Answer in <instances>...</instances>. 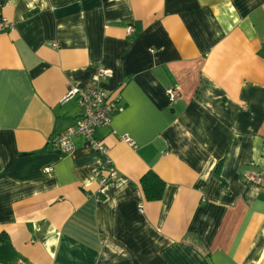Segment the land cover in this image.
Returning <instances> with one entry per match:
<instances>
[{"label":"crops","instance_id":"0c3cea01","mask_svg":"<svg viewBox=\"0 0 264 264\" xmlns=\"http://www.w3.org/2000/svg\"><path fill=\"white\" fill-rule=\"evenodd\" d=\"M0 7V264H264V0ZM100 65L121 95L95 130L106 150L77 136L61 153L80 115L66 93ZM150 170L162 199L143 193Z\"/></svg>","mask_w":264,"mask_h":264},{"label":"built area","instance_id":"2783aa9c","mask_svg":"<svg viewBox=\"0 0 264 264\" xmlns=\"http://www.w3.org/2000/svg\"><path fill=\"white\" fill-rule=\"evenodd\" d=\"M14 29V24L11 20L7 19L6 16L2 14L0 7V33L1 31H10ZM132 27H128L127 31L130 33L132 31ZM153 51V49H151ZM98 70L93 76L94 86L78 90L72 88L69 90L67 95L64 98V101H68L70 99L75 98L78 102V106L80 107V115L76 118V122L74 125L68 127L65 131L60 133L55 139V145L57 150L61 153L67 154L70 153L75 145L74 139L77 136H83L87 138L90 142L91 146L96 150H106L105 146L101 144V141L95 138V130L109 126L112 122L113 114L119 110L118 103L121 99V95L117 92V94L112 97L107 96L102 89L99 87L101 79L108 78L112 75V70L108 67H104V65L97 66ZM167 94L170 100H176L180 92L176 88L167 89ZM125 142L129 144H133V140L130 136H123ZM264 150V149H263ZM264 155V151H263ZM95 172H99L96 168ZM244 178L247 181H253L260 183L262 178L260 176H256L252 173H244ZM118 177V172L116 170L110 171L107 176L102 177L99 182L102 186L110 182V180H115Z\"/></svg>","mask_w":264,"mask_h":264},{"label":"trees","instance_id":"16d2710c","mask_svg":"<svg viewBox=\"0 0 264 264\" xmlns=\"http://www.w3.org/2000/svg\"><path fill=\"white\" fill-rule=\"evenodd\" d=\"M140 180L146 199H162L165 182L160 180V177L154 171H148Z\"/></svg>","mask_w":264,"mask_h":264}]
</instances>
